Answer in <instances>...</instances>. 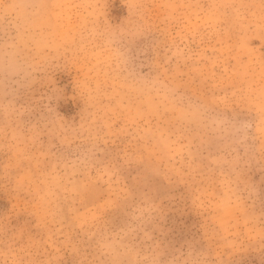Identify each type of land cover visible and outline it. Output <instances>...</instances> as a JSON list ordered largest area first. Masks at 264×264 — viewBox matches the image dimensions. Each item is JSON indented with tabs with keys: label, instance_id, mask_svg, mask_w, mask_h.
<instances>
[{
	"label": "rangeland",
	"instance_id": "obj_1",
	"mask_svg": "<svg viewBox=\"0 0 264 264\" xmlns=\"http://www.w3.org/2000/svg\"><path fill=\"white\" fill-rule=\"evenodd\" d=\"M0 264H264V0H0Z\"/></svg>",
	"mask_w": 264,
	"mask_h": 264
}]
</instances>
